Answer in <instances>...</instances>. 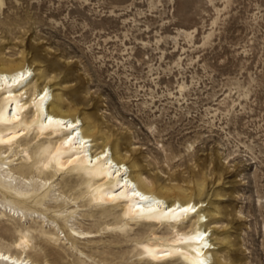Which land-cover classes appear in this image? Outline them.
<instances>
[{
	"label": "rangeland",
	"instance_id": "obj_1",
	"mask_svg": "<svg viewBox=\"0 0 264 264\" xmlns=\"http://www.w3.org/2000/svg\"><path fill=\"white\" fill-rule=\"evenodd\" d=\"M23 51L27 60L40 57L36 68L53 78L54 97L94 114L100 132L123 142L145 174L187 191L205 175L198 207L217 212L212 236L227 241L217 255L264 264V0H0V58ZM21 157L12 167L31 184L17 196L0 176V203L41 213L43 229L59 238L34 239L29 256L40 264H156L135 244L165 238V226L104 230L106 208L72 199L82 185L58 196L79 179L74 172L37 189V173ZM19 219L4 212L0 238L13 240L16 222L36 227ZM71 224L84 233L70 237Z\"/></svg>",
	"mask_w": 264,
	"mask_h": 264
},
{
	"label": "bare ground",
	"instance_id": "obj_2",
	"mask_svg": "<svg viewBox=\"0 0 264 264\" xmlns=\"http://www.w3.org/2000/svg\"><path fill=\"white\" fill-rule=\"evenodd\" d=\"M38 59L40 57L34 54L31 60H27L24 51L19 58H0V176L5 186L21 196L19 188L31 184L33 177L12 167L19 159L16 158L17 152H21L22 162L19 164L37 173V189L51 184L53 181L49 183V179L57 174L63 176L64 172H74L79 179L66 182V190H59L58 196L66 197L65 192L82 185L83 190L73 193L72 199L83 197L82 205L106 208L99 213L104 219L102 229L116 231L130 223L165 226L168 233L165 238H142L136 242L138 255H144L156 264L167 262L168 256L180 264H201V261L203 264H233L217 255L216 250L227 244L223 237L212 236V232L217 233L221 227L215 219L217 212L198 207L206 202L203 197L206 176L197 179L192 190L187 191L188 188L169 186L158 177L145 174L140 159L128 154L123 142L100 132L94 114L81 111L77 101L65 104L58 93H54V97L52 91L58 88L53 86V78L36 68ZM31 74H37L34 83L33 77H29ZM42 138L49 141L45 144ZM31 140H35L34 144L28 143ZM29 144H32L31 148ZM44 172L49 177H41ZM136 193L145 200L137 198ZM118 206L119 210L108 221L113 214L112 208ZM7 210L9 215L11 213L20 221L32 220L36 227L19 229V222L13 224L11 230L17 233L16 237L11 241L0 238V264H40L28 255L33 240L48 236L57 242V234L43 229L41 213L27 215L14 205L1 202L0 219ZM187 219L189 224L183 226L182 220ZM72 225L68 232L70 237L84 233ZM9 231L8 227H3L4 234ZM90 233L85 232L86 235ZM150 235H155V232H150Z\"/></svg>",
	"mask_w": 264,
	"mask_h": 264
},
{
	"label": "snow or ice",
	"instance_id": "obj_3",
	"mask_svg": "<svg viewBox=\"0 0 264 264\" xmlns=\"http://www.w3.org/2000/svg\"><path fill=\"white\" fill-rule=\"evenodd\" d=\"M137 195H139V193H136ZM143 198V197H142ZM194 211V209H192ZM185 211H187V209H185ZM190 239H196V237H190ZM201 264H203V262L201 261Z\"/></svg>",
	"mask_w": 264,
	"mask_h": 264
}]
</instances>
